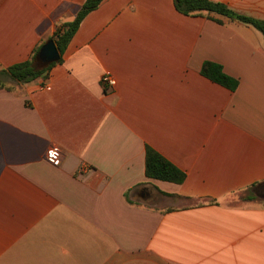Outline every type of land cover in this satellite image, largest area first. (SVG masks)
<instances>
[{"label": "crops", "instance_id": "obj_1", "mask_svg": "<svg viewBox=\"0 0 264 264\" xmlns=\"http://www.w3.org/2000/svg\"><path fill=\"white\" fill-rule=\"evenodd\" d=\"M85 1L0 0V71ZM210 1L264 21V0ZM204 62L236 89L203 77ZM1 79L0 264H264L259 31L172 0H103L60 63ZM147 149L183 182L147 178Z\"/></svg>", "mask_w": 264, "mask_h": 264}, {"label": "trees", "instance_id": "obj_2", "mask_svg": "<svg viewBox=\"0 0 264 264\" xmlns=\"http://www.w3.org/2000/svg\"><path fill=\"white\" fill-rule=\"evenodd\" d=\"M103 0H86L81 6L80 10L71 22L64 23L56 33L51 37L57 51L59 52L61 62V56L65 52L69 42L77 32L81 21L92 11L96 10ZM175 10L184 16H197L202 13L217 14L222 17L228 18L233 21H237L241 24L251 26L259 31L264 38V21L256 20L247 16L236 14L228 10L225 5L210 0H172ZM217 23L220 21L215 20ZM40 47L34 50L29 60L13 65L5 70L0 71L1 78H9L19 83L31 82L37 79L45 71H47L53 65L44 68L42 70H35L33 68L34 58L39 51ZM201 75L208 80L219 84L231 91L237 87V80L228 77L222 71L221 66L204 62L201 66ZM2 86L0 81V87ZM145 175L147 178L171 182L180 184L184 180V174L164 160L156 152L147 149L145 158Z\"/></svg>", "mask_w": 264, "mask_h": 264}, {"label": "water", "instance_id": "obj_3", "mask_svg": "<svg viewBox=\"0 0 264 264\" xmlns=\"http://www.w3.org/2000/svg\"><path fill=\"white\" fill-rule=\"evenodd\" d=\"M59 59L60 55L53 41L48 40L40 47L34 58L32 66L35 70H42L51 64L57 63Z\"/></svg>", "mask_w": 264, "mask_h": 264}, {"label": "built area", "instance_id": "obj_4", "mask_svg": "<svg viewBox=\"0 0 264 264\" xmlns=\"http://www.w3.org/2000/svg\"><path fill=\"white\" fill-rule=\"evenodd\" d=\"M101 83L108 87L115 86V81L109 76H103ZM45 161L52 167H59L61 165V152L56 146L48 148L45 152Z\"/></svg>", "mask_w": 264, "mask_h": 264}, {"label": "rangeland", "instance_id": "obj_5", "mask_svg": "<svg viewBox=\"0 0 264 264\" xmlns=\"http://www.w3.org/2000/svg\"><path fill=\"white\" fill-rule=\"evenodd\" d=\"M2 80V79H1ZM3 81H5V80H3Z\"/></svg>", "mask_w": 264, "mask_h": 264}]
</instances>
